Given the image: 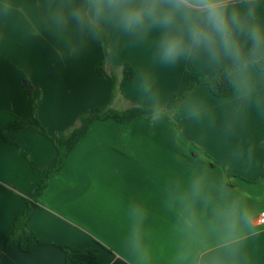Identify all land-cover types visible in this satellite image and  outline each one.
<instances>
[{"label":"crops","instance_id":"crops-1","mask_svg":"<svg viewBox=\"0 0 264 264\" xmlns=\"http://www.w3.org/2000/svg\"><path fill=\"white\" fill-rule=\"evenodd\" d=\"M60 2L12 0L16 10L0 19V129L16 118L32 119L28 80L37 119L50 137L0 133V252L13 223L25 214L26 200L34 199L42 183L29 226L47 243L28 253L15 243L1 264H65L59 246L98 249L101 264H122L126 209L133 202L143 203L149 214L145 227L152 264H170L173 217L163 201L170 181L194 167L207 166L226 176L250 205L264 209V115L248 107L243 117H234L233 95L218 98L196 86L197 78L209 74L206 70L192 63L160 66L152 62L149 45L132 46L126 39L105 67L118 81L111 107L122 112L134 105L152 106L139 92V79L120 85L122 69L113 65H130L135 74H153L161 104L184 96L172 116L179 128L163 119L95 121L58 167L60 134L75 128L82 115L106 106L113 93L112 80L98 74L103 61L98 41L71 23L63 33L52 31L47 6ZM109 37L111 43L117 39ZM73 47L74 56L58 58L57 50ZM196 97L207 106L200 120L189 118L184 106ZM234 118L229 132L227 124ZM250 250L256 264H264V234L251 241Z\"/></svg>","mask_w":264,"mask_h":264},{"label":"clouds","instance_id":"clouds-1","mask_svg":"<svg viewBox=\"0 0 264 264\" xmlns=\"http://www.w3.org/2000/svg\"><path fill=\"white\" fill-rule=\"evenodd\" d=\"M47 7L55 33L65 32L71 23L109 54L121 39L132 46L147 44L155 64L192 63L206 70L203 87L210 94L230 87L234 117H243L248 107L264 115V0H62ZM16 8L12 0H0V19L7 20ZM112 35L117 39L110 44ZM75 53L74 47L57 50L59 59ZM137 79L141 96L152 105L150 119H171L178 109L161 104L153 74L136 73L133 82ZM184 106L195 120L207 111L200 97ZM235 122H228L229 132ZM163 203L173 217L170 264H256L250 243L264 234V209L250 205L226 176L207 166L194 167L170 181ZM148 215L141 202L127 206L122 264H152Z\"/></svg>","mask_w":264,"mask_h":264},{"label":"trees","instance_id":"trees-1","mask_svg":"<svg viewBox=\"0 0 264 264\" xmlns=\"http://www.w3.org/2000/svg\"><path fill=\"white\" fill-rule=\"evenodd\" d=\"M109 43L111 44L110 37H109ZM101 52L103 55V61L101 65L98 67V74L101 76H108L112 80L113 93L111 100L106 106L97 109L93 113L82 115L79 119L78 125L75 128H73L71 131L67 133L60 134L59 144H58V152H59L58 167L62 164V161L67 156V154H69L79 144L82 138L86 136L89 126L95 121H105L112 119L118 123L128 124L136 119H144L149 122L156 120V119H150L149 117V112L152 106L147 107L142 105H134L128 110L122 112L116 111L111 107L114 98V91L118 86V81L115 74L108 72L105 68L106 64L111 62V54H109L102 46H101ZM122 70H123V79L121 80L120 85L121 86L130 85L133 82V76L135 74L134 69L130 65H123ZM205 78H197L196 86L203 85ZM33 92H34L33 85L31 84L30 81L27 80L25 84V93L27 95L31 107L32 119L30 121L21 118H16L12 120L6 126L0 129V133L3 136H5L6 132L29 131V132L39 133L46 138H50L47 131L39 124V121L37 119L36 105H35ZM232 92L233 90L230 87H224L212 95L218 98H224L232 95ZM183 99L184 96L177 97L173 101L167 103V105H170L178 109ZM163 120H166L169 123L176 126L177 128H179V126L173 121L172 117L171 119H163ZM44 187H45V183H42L39 186L37 193L34 196V199L35 197L39 196V194L42 192ZM34 199L32 201L26 200L27 209L25 214L15 220V222L12 225L11 231L5 237L3 241V250L0 252V264L2 262L4 254L15 243H18L19 249L24 253L31 252L37 245L47 244L45 242H42L37 237V235L30 229L29 226L30 216L33 210L38 207ZM59 247L65 253V264H101L99 261L98 249L84 251L69 246H59Z\"/></svg>","mask_w":264,"mask_h":264}]
</instances>
